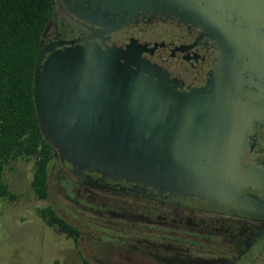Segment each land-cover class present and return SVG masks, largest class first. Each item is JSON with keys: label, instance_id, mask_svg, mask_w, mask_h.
<instances>
[{"label": "water", "instance_id": "water-1", "mask_svg": "<svg viewBox=\"0 0 264 264\" xmlns=\"http://www.w3.org/2000/svg\"><path fill=\"white\" fill-rule=\"evenodd\" d=\"M51 2L55 20L62 15L99 36L154 14L199 27L217 43L229 75L245 73L264 90V0ZM86 38L44 46L40 40L34 61L35 118L59 161L76 173L159 193L236 200L253 173L240 164L244 135L264 126V107L239 104L218 84L178 91L164 71L134 53L132 40L121 48Z\"/></svg>", "mask_w": 264, "mask_h": 264}, {"label": "flooded vegetation", "instance_id": "flooded-vegetation-1", "mask_svg": "<svg viewBox=\"0 0 264 264\" xmlns=\"http://www.w3.org/2000/svg\"><path fill=\"white\" fill-rule=\"evenodd\" d=\"M79 37L101 47L124 48L132 40L134 53L164 71L176 90L218 84L237 96L239 104L248 100L264 107V90L250 84L255 78L229 75L214 39L177 18L138 16L99 36L62 15L56 20L52 16L41 46L58 40L76 44ZM60 163L70 175H63L66 186L89 202L92 213L84 239L74 224L78 231L71 237L55 228L72 246L58 250L51 264H264V126L245 132L240 164L253 173L231 203L159 193L93 172L76 173L67 162ZM243 197L248 202H240Z\"/></svg>", "mask_w": 264, "mask_h": 264}, {"label": "trees", "instance_id": "trees-1", "mask_svg": "<svg viewBox=\"0 0 264 264\" xmlns=\"http://www.w3.org/2000/svg\"><path fill=\"white\" fill-rule=\"evenodd\" d=\"M52 14L51 0H0V198H14L3 180L5 167L27 159L32 160V193L37 199L47 198V169L57 152L38 127L31 83L40 40ZM36 213L46 226L68 237L78 231L49 206Z\"/></svg>", "mask_w": 264, "mask_h": 264}, {"label": "rangeland", "instance_id": "rangeland-1", "mask_svg": "<svg viewBox=\"0 0 264 264\" xmlns=\"http://www.w3.org/2000/svg\"><path fill=\"white\" fill-rule=\"evenodd\" d=\"M31 174V159L11 161L3 171V180L14 198H0V264H51L58 250H70L71 241L42 222L36 213L39 208L49 206L77 226L83 239L89 236L90 204L66 186L63 175H70L62 171L59 159L49 163L45 200L32 193Z\"/></svg>", "mask_w": 264, "mask_h": 264}]
</instances>
